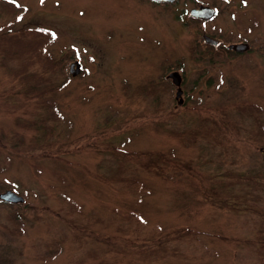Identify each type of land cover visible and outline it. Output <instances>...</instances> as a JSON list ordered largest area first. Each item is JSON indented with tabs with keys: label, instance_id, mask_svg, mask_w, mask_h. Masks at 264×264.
Returning a JSON list of instances; mask_svg holds the SVG:
<instances>
[{
	"label": "rangeland",
	"instance_id": "rangeland-1",
	"mask_svg": "<svg viewBox=\"0 0 264 264\" xmlns=\"http://www.w3.org/2000/svg\"><path fill=\"white\" fill-rule=\"evenodd\" d=\"M0 1V33L43 27L48 53L76 56L42 95L0 65V193L25 198H0V264H264V0H197L213 34L249 40L226 55L186 22L196 0ZM158 152L178 167H140Z\"/></svg>",
	"mask_w": 264,
	"mask_h": 264
},
{
	"label": "trees",
	"instance_id": "trees-1",
	"mask_svg": "<svg viewBox=\"0 0 264 264\" xmlns=\"http://www.w3.org/2000/svg\"><path fill=\"white\" fill-rule=\"evenodd\" d=\"M53 37L54 33L43 27L23 28L14 32L0 33V65L7 69L14 78H18L22 82V84L28 88V92L30 94L36 93L37 95H42L43 93H45L46 91L40 92L41 85L51 82L58 72L64 71L63 69L68 64V61H70L71 59H75L76 57L75 55L71 57V54L68 53L62 54L60 57H56L48 53L45 48L47 44L53 39ZM231 52V50L223 46L221 47L220 54L226 55L230 54ZM144 89L150 94H154L157 92L153 82L149 83ZM42 101L44 102V107L50 109V113H52L53 117L58 118L60 114L59 111L55 108V104L52 101L46 99H43ZM258 108L259 107L255 106V104L242 107V109L245 111L253 112L258 110ZM46 121L44 119H41L40 122L43 123L44 128L48 129ZM259 124L261 125V130H263V121L259 120ZM168 155L174 157L173 152L171 151ZM174 161L175 160L166 158L163 153L158 152L150 155L146 161L141 163L140 167L153 171L157 174H162L164 173L165 166L171 169H176L178 167L177 165H173L174 167L168 166L169 164L172 165ZM124 165V161H120L118 171L115 173V175L118 178L122 179V181H124V183L126 184L125 186H127L130 191L138 194L141 184L140 182L136 181L135 176H124ZM184 166L187 167L189 166V164L187 163ZM137 168H139V166ZM170 173L174 175L178 172L172 170L170 171ZM3 203L14 207L17 206V204L15 203H9L6 201H3ZM247 208H252V206L248 205ZM253 208L255 209V207ZM260 208L261 207H258L255 210H259ZM13 213H15L13 215L18 220L19 216L16 209H14ZM128 216L133 223L136 222L138 223L139 227L141 226L143 219L135 212H129ZM21 227L22 226L19 225V228L22 231ZM172 233H174L175 237L179 239H188L193 241L198 240V237L195 234L193 235V232L190 228H177L174 229ZM55 242L57 241H54L53 245L56 244ZM36 247L39 248V246ZM59 252L60 247L57 246L53 247L50 251L40 254H43V258L45 259L47 258V256H49V258H53Z\"/></svg>",
	"mask_w": 264,
	"mask_h": 264
},
{
	"label": "flooded vegetation",
	"instance_id": "flooded-vegetation-1",
	"mask_svg": "<svg viewBox=\"0 0 264 264\" xmlns=\"http://www.w3.org/2000/svg\"><path fill=\"white\" fill-rule=\"evenodd\" d=\"M155 1V0H153ZM178 0H175L173 2H159V1H155L157 3H159L160 5L164 6V7H168V6H173L177 3ZM201 5H204V6H210V7H213L215 8V13L212 15V16H209V17H206L205 15L207 14L206 12L204 11H194L195 9H198ZM187 10V9H186ZM188 12L189 14V18L186 22H189V21H193V22H196L200 25V34H199V37H197V40H199L198 42L200 43V45L203 43V42H206V44H204L205 46H208V47H225L229 50H231L229 48V45L231 43H248L249 44V47L246 51L250 50L251 48V45H250V42L249 40H247L246 38H242V39H238V40H235V41H229L227 42V39L226 38H222V37H219L218 35L216 34H213L212 33V30L208 29L206 27V23H208L211 19H213L215 16H217V13H218V8L216 6H213L211 5L210 3H205V2H201V1H197L191 6L190 9H188ZM206 37H211L212 39L214 40H217L219 41L218 44H213V43H209L207 42L205 39ZM199 43L197 44L199 46ZM221 51V49H219ZM246 51H243L241 53H245Z\"/></svg>",
	"mask_w": 264,
	"mask_h": 264
},
{
	"label": "water",
	"instance_id": "water-1",
	"mask_svg": "<svg viewBox=\"0 0 264 264\" xmlns=\"http://www.w3.org/2000/svg\"><path fill=\"white\" fill-rule=\"evenodd\" d=\"M159 2H173L175 0H155ZM194 11H204L207 14L205 15L206 17L212 16L215 13V8L210 7V6H204L201 5L198 9H195ZM206 41L209 43L213 44H218L219 41L212 39L211 37H206ZM249 44L248 43H232L230 44V48L235 49L236 51L242 52L248 49ZM74 67V64L71 65V70ZM80 66L77 64L76 70H79ZM169 75L173 77V80L176 84H178V89L176 92V97L179 98L178 102L182 103L183 99L181 98L182 95V88L180 86L181 84V75L178 71L172 72ZM0 198L6 202H11V203H19V202H24L25 198L24 196L18 194L15 192L13 189H7L3 192L0 193Z\"/></svg>",
	"mask_w": 264,
	"mask_h": 264
},
{
	"label": "snow or ice",
	"instance_id": "snow-or-ice-1",
	"mask_svg": "<svg viewBox=\"0 0 264 264\" xmlns=\"http://www.w3.org/2000/svg\"><path fill=\"white\" fill-rule=\"evenodd\" d=\"M14 2H15V0H14Z\"/></svg>",
	"mask_w": 264,
	"mask_h": 264
}]
</instances>
